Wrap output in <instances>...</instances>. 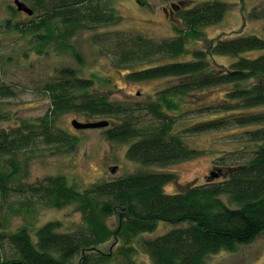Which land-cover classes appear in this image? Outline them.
<instances>
[{
	"label": "trees",
	"instance_id": "obj_1",
	"mask_svg": "<svg viewBox=\"0 0 264 264\" xmlns=\"http://www.w3.org/2000/svg\"><path fill=\"white\" fill-rule=\"evenodd\" d=\"M185 1L176 5L174 14L177 11L178 17H171L175 30L171 37L154 39L117 30L97 37L108 44L115 66L140 65L128 72L130 79H175L156 93L157 98L136 104L110 100L93 90V79L65 67L43 86L51 103L42 116L0 127L1 197L6 198L9 179L20 171L21 156H35L39 148L50 154L73 151L78 138L56 123L59 115L70 111L86 120L107 118L106 139L131 141L126 156L145 165H168L197 156L201 150L190 146L186 136L229 125H249L237 133L236 140L244 144L218 156L204 181L180 184L173 192H166L164 185L173 182L176 175L151 170L95 181L81 191L59 174L26 186L18 184L17 191H27L24 199L28 205L62 207L76 202L84 221L69 232L59 230L58 220L46 221L35 229L25 224L9 232L0 209V264H111L115 256L96 247L112 236L121 242V264H138L133 257L137 245L154 264H205L209 255L233 251L264 233V38L241 33L218 36L207 48L193 49L190 58L152 63L186 53V42L203 36V26L218 23L233 6L225 0H202L185 7ZM108 4L107 0H34L32 8L39 15L22 27L19 23L14 26L21 36L35 37L37 50L42 51L53 36L66 39L74 28L115 22L117 17ZM246 18L264 19V0L249 9ZM61 45L80 58L71 43ZM214 54L235 59L227 66L217 65ZM207 87L222 88L221 96L185 109L194 101L187 97L190 92ZM13 94L10 85H0V98ZM142 112L151 118L144 120ZM190 113L194 118L208 116L174 129ZM8 118L0 111V119ZM213 170L218 174L215 178L210 175ZM27 207L26 212L32 208ZM111 216L117 218L115 227L107 222ZM158 221L174 227L153 237L144 236L156 229ZM136 238L138 244L133 242ZM4 244L11 248V254L6 253Z\"/></svg>",
	"mask_w": 264,
	"mask_h": 264
},
{
	"label": "rangeland",
	"instance_id": "obj_2",
	"mask_svg": "<svg viewBox=\"0 0 264 264\" xmlns=\"http://www.w3.org/2000/svg\"><path fill=\"white\" fill-rule=\"evenodd\" d=\"M33 1L29 0L31 3ZM107 1L117 17L115 22L93 28H74L66 39L61 36H53L43 44L42 51H38L37 39L35 37L30 39L28 35L26 37L21 36L14 24L19 23L22 27L23 23L31 18H36L40 12L34 10V15L29 18L26 14L19 13L9 6L12 0H0V85L2 83L10 85L14 91L12 96L0 98V111L9 117L8 119H0V127L15 126L22 119H34L42 116L51 103L49 94L46 89H43V86L56 79V76L60 75L61 69L65 67L76 69L78 76L82 78L93 79V90L108 95L110 100L131 101L135 104L157 98L156 93L160 89L175 81L169 77L144 80L130 79L128 72L140 65L134 67L115 66L114 57L107 50L108 44L106 41L100 42L97 37L115 30L131 34L140 33L154 39L171 37L175 33L173 18H171L172 16L168 17L164 9L170 8L172 4L177 5L180 0ZM193 1L202 0H187L183 5L187 7ZM225 1L233 3L231 10L218 23L203 26L204 35L199 39H189L185 44L186 53L173 58L157 59L152 63L190 58L193 49L207 48L210 42L218 36L241 33L256 34L264 38V19L246 18L249 9L260 6L263 0ZM234 1H238V3ZM176 14H178L177 11L173 15L178 17ZM175 23L178 26L182 25L179 20ZM56 35H58L57 31ZM61 42L64 44L66 42L71 43L80 58L71 55L65 46L62 47ZM213 59L215 64L227 66L235 57L214 54ZM222 91L223 89L220 87H207L192 91L187 97L191 98L189 101L192 99L194 101L186 105L185 109L199 105L201 101H215L221 96ZM142 113L146 116L144 120L151 118L145 112ZM194 115L188 114L187 119L176 123L174 129L177 130L186 126L193 119L208 116L199 115V117L194 118ZM98 118L86 120L84 116L75 111L63 113L59 115L56 123L78 138L73 151H57L50 154L46 148H39L34 154L35 156L29 158H25V155L21 156L20 171L9 179V190L6 198L3 199L0 194V209L7 231L12 232L25 224L35 229L46 221L58 220L61 223L59 230L69 232L79 228L84 221L76 202H71L62 207L28 205L24 199V194L27 191H17L15 188L18 184L26 186V183H37L46 176L59 174L64 176L71 186L81 191L95 181L113 179L137 170H151L174 173L176 179L164 185L166 192H173L180 184L204 181L206 174L213 169L218 156L225 151L239 149L244 144L243 141L238 142L236 140L239 136L237 133L249 126L229 125L215 130L189 134L185 140L190 146L201 150L197 156L168 165H145L128 159L126 156L127 147L131 141L107 140L104 134L105 127L78 129L71 124L73 119L81 122L107 119L105 117ZM113 166H115V170L112 172ZM26 205L32 206L30 211H25L28 208ZM107 222L115 227L117 218L111 216ZM173 227L165 221H158L153 232L143 235L153 237ZM32 229L30 233L35 236ZM139 238L134 239V244L139 243ZM120 244V240L112 236L99 244L96 250L115 256V259L110 262L111 264H121V257L118 254ZM4 246L6 253L11 254L13 252L8 245L4 244ZM136 248L137 251L133 257L138 264H154L146 252L138 245ZM205 264H264V233L248 244L237 245L233 251L220 250L209 255Z\"/></svg>",
	"mask_w": 264,
	"mask_h": 264
},
{
	"label": "water",
	"instance_id": "obj_3",
	"mask_svg": "<svg viewBox=\"0 0 264 264\" xmlns=\"http://www.w3.org/2000/svg\"><path fill=\"white\" fill-rule=\"evenodd\" d=\"M15 6L18 10H23L25 11L27 14H32L33 10L31 7L27 6L26 4H24L23 2L19 1V0H15L14 1ZM109 123L108 120L105 119H100V120H96V121H85V122H81L78 121L77 119H73L71 121V124L78 129H82V128H98V127H105L107 126ZM115 170V166H113L111 168V171L113 172ZM210 175L212 177H217L218 174L216 173V171H211Z\"/></svg>",
	"mask_w": 264,
	"mask_h": 264
},
{
	"label": "flooded vegetation",
	"instance_id": "obj_4",
	"mask_svg": "<svg viewBox=\"0 0 264 264\" xmlns=\"http://www.w3.org/2000/svg\"><path fill=\"white\" fill-rule=\"evenodd\" d=\"M14 1H15V0H12V2L9 3V6H10L12 9L16 10V11L19 12V13H24V14H26L27 17H29V18H31V17L34 15L35 12H34V9L32 8V3L29 2V0H19V1L23 2V3L26 4L27 6L31 7L32 10H33L32 14H27V13H26L25 11H23V10H18V9L16 8V6H15ZM175 9H177V6L173 4V6L171 5L170 8H166V9H164V11H165V13L168 15V17H170V16H173ZM31 19H32V18H31Z\"/></svg>",
	"mask_w": 264,
	"mask_h": 264
}]
</instances>
